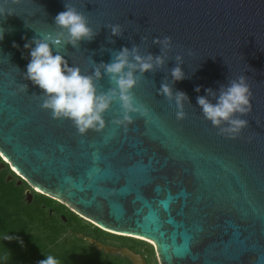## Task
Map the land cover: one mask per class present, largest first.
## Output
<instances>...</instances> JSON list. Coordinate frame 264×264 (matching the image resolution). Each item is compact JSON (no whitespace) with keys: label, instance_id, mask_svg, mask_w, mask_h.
Masks as SVG:
<instances>
[{"label":"water","instance_id":"1","mask_svg":"<svg viewBox=\"0 0 264 264\" xmlns=\"http://www.w3.org/2000/svg\"><path fill=\"white\" fill-rule=\"evenodd\" d=\"M65 5L98 33L80 48L56 49L84 75L92 74V61L110 63L122 47L158 56L152 40L171 38L165 65L145 73L132 91L143 114L126 130L112 124L121 113L113 103L105 128L81 136L70 121L41 110V90L23 79L24 44L56 38L54 18ZM0 11L11 14L0 15V171L8 165L17 186L26 183V204L36 193L105 233L149 241L159 264H264V0H0ZM114 24L121 37H110ZM177 55L185 79L173 83ZM241 76L252 111L242 117L248 127L231 140L204 119L196 101L205 89L218 92ZM163 82L187 96L183 120L174 102L157 95ZM95 83L98 93L113 87L107 77ZM78 238L99 253L146 264L127 248Z\"/></svg>","mask_w":264,"mask_h":264},{"label":"clouds","instance_id":"2","mask_svg":"<svg viewBox=\"0 0 264 264\" xmlns=\"http://www.w3.org/2000/svg\"><path fill=\"white\" fill-rule=\"evenodd\" d=\"M18 2V0H13ZM0 15L11 16L0 11ZM54 25L60 29L56 38L50 35L33 39L24 44L29 53L23 79L41 90L44 97L41 110L50 112L53 119H64L72 123L76 132L83 136L89 131H101L105 128L104 114L113 103H119L120 118L113 119L112 124L125 130L133 123V116L143 114V107L138 105L132 91L140 77L145 73L162 68L167 60V52L171 50L170 37L153 39L152 44L160 48V55H141L140 48L122 47L112 52L110 63L95 64L91 75H84L78 67L69 66L67 60L56 49L62 44L72 48H80L81 41L91 42L98 34L89 27L85 17L73 8L65 5V11L54 18ZM110 37H121L123 30L119 24L108 26ZM5 29L0 27V42L3 41ZM109 43L113 41L108 40ZM13 47L17 45L13 44ZM176 67L171 72L173 83L185 79L182 71V57H175ZM107 77L113 85L106 92L98 93L96 81ZM20 91H27V85L19 84ZM197 93L200 87L194 89ZM205 95L197 96V106L201 115L220 135L235 140L248 127V116L252 111L251 90L244 76L221 86L218 92L205 89ZM167 101L174 102L176 119L185 118L184 105L188 102L183 92H173L168 82H163L157 92ZM13 237H8L11 240ZM22 244L23 242L20 241ZM39 264H59L51 255L42 259Z\"/></svg>","mask_w":264,"mask_h":264},{"label":"trees","instance_id":"3","mask_svg":"<svg viewBox=\"0 0 264 264\" xmlns=\"http://www.w3.org/2000/svg\"><path fill=\"white\" fill-rule=\"evenodd\" d=\"M8 176L12 178L9 182ZM18 180L8 165L0 171V264H39L49 255L59 264H132L119 255L99 253L78 235L106 246L127 248L141 255L146 264H156L153 246L143 241L105 233L36 193L32 203L26 204L28 186L24 182L17 186Z\"/></svg>","mask_w":264,"mask_h":264},{"label":"rangeland","instance_id":"4","mask_svg":"<svg viewBox=\"0 0 264 264\" xmlns=\"http://www.w3.org/2000/svg\"><path fill=\"white\" fill-rule=\"evenodd\" d=\"M9 167V166H8ZM10 169V168H9ZM14 172V171H13ZM14 174H15V172H14ZM18 174H16V176H17ZM57 203H59V204H61V205H63V206H65V204H63L62 202H60V201H57ZM69 211H70V209L67 207V206H65ZM147 242V244H149V245H153L152 243H150L149 241H145V243ZM155 260H156V264H159L158 263V261H157V257H156V255H155Z\"/></svg>","mask_w":264,"mask_h":264},{"label":"snow or ice","instance_id":"5","mask_svg":"<svg viewBox=\"0 0 264 264\" xmlns=\"http://www.w3.org/2000/svg\"><path fill=\"white\" fill-rule=\"evenodd\" d=\"M184 148H185L186 151H188V152L191 153L192 155H195V153L192 152V149H191L190 146L185 145ZM142 154H143V153H142Z\"/></svg>","mask_w":264,"mask_h":264}]
</instances>
